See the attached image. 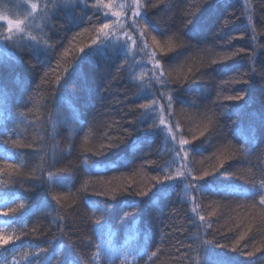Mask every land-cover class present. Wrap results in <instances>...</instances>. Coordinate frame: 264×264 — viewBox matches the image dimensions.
<instances>
[{"label":"trees","instance_id":"1","mask_svg":"<svg viewBox=\"0 0 264 264\" xmlns=\"http://www.w3.org/2000/svg\"><path fill=\"white\" fill-rule=\"evenodd\" d=\"M110 1L0 0V264H264V0H139L194 204Z\"/></svg>","mask_w":264,"mask_h":264},{"label":"rangeland","instance_id":"2","mask_svg":"<svg viewBox=\"0 0 264 264\" xmlns=\"http://www.w3.org/2000/svg\"><path fill=\"white\" fill-rule=\"evenodd\" d=\"M240 1L251 16V0ZM104 7L109 16V22L102 28L90 52H100L107 48L113 49V47L121 46L123 51L130 56L131 62L134 61L137 66L134 68L137 76L139 78L144 77L142 83L143 89L150 95L149 99L151 102L149 109H152V111L158 115V128L172 139L177 149H180L179 157L181 161L179 159L180 169L176 171L177 181L183 182L186 197L191 204H194V190L195 187L197 188L198 183L188 172L184 141L178 137L170 121V112L169 108H167L170 107V98L167 94V84L164 83L165 75L161 65L152 52L148 34L144 31L140 22L139 16L142 13V6L139 0H113L105 4ZM0 23L6 25L7 37H13L23 30L25 21L21 18L16 19L0 11ZM6 41L7 38H0V49L4 51H7V47L5 46ZM8 54H11V52H8ZM165 187L166 186H163L162 189ZM108 242L110 243L111 239ZM102 243L103 240L99 244L97 252L98 258L104 256L110 257L113 255V249L106 243L102 245L104 249H101Z\"/></svg>","mask_w":264,"mask_h":264}]
</instances>
